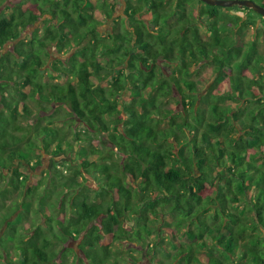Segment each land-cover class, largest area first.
I'll return each mask as SVG.
<instances>
[{
    "label": "trees",
    "instance_id": "1",
    "mask_svg": "<svg viewBox=\"0 0 264 264\" xmlns=\"http://www.w3.org/2000/svg\"><path fill=\"white\" fill-rule=\"evenodd\" d=\"M166 1L124 0L120 28L107 37L97 33L115 12L107 0H27L0 14V51L38 21L31 50L0 55V170L14 171L15 160L39 166L40 153L67 155L76 146L66 174L53 164L45 186L37 176L24 190L37 222L23 233L16 223L10 241L7 230L0 236L15 255L9 264H60L76 240L79 264H119L113 242L123 240L149 260L156 249L150 264H264V33L249 29L260 15L242 8L247 19L219 16L239 8L198 0H175L168 11ZM196 2L191 19L186 7ZM198 18L218 32L216 42L180 29ZM52 43L68 58L49 61ZM199 64L211 65L218 93L192 72ZM44 67L50 76L42 81ZM185 92L198 98L178 110ZM61 111L63 128L53 124ZM230 119L241 120L238 131ZM77 125L83 130L71 142ZM30 207L13 208L7 228Z\"/></svg>",
    "mask_w": 264,
    "mask_h": 264
},
{
    "label": "rangeland",
    "instance_id": "2",
    "mask_svg": "<svg viewBox=\"0 0 264 264\" xmlns=\"http://www.w3.org/2000/svg\"><path fill=\"white\" fill-rule=\"evenodd\" d=\"M26 1L27 0H3L2 2H0V14L4 13L6 16L10 15V10L7 9V7L10 5V3H14V2H21L22 3V7L24 8V6L26 5ZM92 2H94V0H91ZM110 4H114L115 6V12L112 14V16L110 18H104L103 19V24L100 25L97 28V33L100 36H109L113 33V29L115 28H120L119 25H117L121 19L124 17V0H107ZM174 1L175 0H168L166 1L165 4V9H167L168 11L171 10L172 7H174ZM254 1V0H253ZM256 4L261 5L259 2L254 1ZM201 3L200 2H196L194 4L193 7H186V13L188 16L191 17L195 16V12L201 7ZM149 9L150 7L147 6ZM240 9V8H239ZM232 10V11H226V10H220L219 11V16L220 15H238L241 16L243 19H247L248 17V11L242 10V8L240 10ZM242 10V11H241ZM147 12V10H146ZM144 13V12H143ZM150 16V14H149ZM97 18H100V16L97 15ZM121 18V19H120ZM144 20H146L145 18H143ZM43 20V19H41ZM199 20V18H198ZM196 20V22L192 25L189 26L190 23L184 22L180 29L182 28H186L189 33H190V37L193 40L196 39H200L203 42H207V41H211V42H216V39L218 37V32H209L207 31V28L204 27L203 22H201L200 20L198 21ZM203 20V18L201 19ZM252 20L254 21V25H250L249 29H260L262 31V34L264 33V21L262 19V17L260 16V18H257L256 16H252ZM214 22L212 21L209 24H213ZM175 24V23H174ZM177 25V24H176ZM38 26V21L32 25L31 27H29L27 30L21 31L18 35V37L15 40H12L11 42H8L7 44L3 45L1 47V51H0V55L8 52V51H13V49L15 48H23L25 50H31V44H30V33L31 31ZM209 32V33H208ZM264 36V35H263ZM260 49L259 51L262 52L263 50V46L259 45ZM48 50L50 52V57H49V61H53L55 58L58 59H67L69 56V53L65 50L63 51H59L57 50V47L54 43H52L51 45H49ZM216 64H218L217 61H215ZM30 65L35 66V61H31ZM48 66V65H47ZM46 66V67H47ZM211 65L209 66H205L202 67L201 64L192 67V72L197 71L200 78L202 80H205L206 84L208 85H213L214 87V91L213 93H218L220 90L219 87L216 86L215 82L213 81V75L211 73ZM44 67L43 68V74H42V81H45L49 78V72L47 70V68ZM165 73H168V71L165 69ZM169 76V75H168ZM199 87H201V85H199ZM30 93V92H29ZM200 97V96H199ZM196 98H198L197 94H190L188 92H185L182 95H178V110H182V106L181 103H184L186 106H192L195 105L196 102ZM30 100V99H29ZM29 106L31 108H33L32 110H35L34 108V103L30 102ZM234 108H236V105L233 103ZM45 108L48 109V106L45 105ZM50 112L49 110H47V112L44 113H48ZM56 123H53L55 126L59 127V128H63L65 126L64 121L68 120V116L66 115L65 112L61 111L59 114H57L56 116ZM178 119L180 120V116L178 117ZM189 120L192 122L194 121V117L189 118ZM239 121H235L230 119V123L233 127L234 130L238 131V129L240 128V122ZM42 124H45L44 121H42ZM20 125H23V123H20ZM72 129H74V131H70L69 132V136H70V140L71 142H73V138L71 139V135L73 134V132L76 131H82L83 128L79 125L73 127ZM73 136V135H72ZM93 145L97 148L98 145L97 143H93ZM76 151V146L71 149V151L68 152V154H59L56 156H49L46 155L44 153H40V157H41V164L39 166H36L35 160H32L30 163H25L24 161H19V160H15L13 162V169L14 171L12 172H3L2 170H0V236L7 230V234L4 237H7V241L12 240L11 237L9 235H13L15 234L16 230L18 233H20L21 228H23V230L21 231L22 233L25 232L24 230L30 227L31 221L34 219L35 217V212H34V200L31 198H28L24 195V190L26 189V187L32 186L34 184H36L38 178L40 176V179L42 180V185L45 186V181L46 183L48 182V180H45V176L47 171H51L53 164L56 165V167L58 169H60L63 174H66L65 170L67 169V167L65 165H67L68 162H71L72 160H74V152ZM39 153V152H38ZM38 153L36 152H30L31 156H33L34 159H36V156L38 155ZM62 162V164H61ZM76 164V162L74 163ZM36 176V178H34ZM22 179L26 180V184L25 187H20L19 190H13L11 188V183H20L22 181ZM86 184L90 189H96L98 188L97 184L95 183L94 179H91L88 175H86ZM45 180V181H44ZM41 189H39L40 191ZM21 201L24 202H29L31 201V207H30V211L29 214L27 215L26 218H22L21 220H16V215L14 214L11 218H9L8 222H10L9 227L7 228L6 226V221H4V218L6 217V215L10 214L13 210V208H15L17 205L20 204ZM51 201H54V198H51ZM12 208V209H10ZM21 211L18 210L17 213H20ZM37 221H34L31 223V226ZM16 223H18V225H21V228L19 226H16V230L15 227L12 228V226H15ZM29 226V227H28ZM19 228V229H18ZM9 236V237H8ZM165 238V236H163ZM10 238V239H9ZM155 237L151 236L149 237V242L152 243L154 241ZM3 240V239H2ZM3 241H6L3 240ZM147 241V242H148ZM108 238L105 237L102 239L101 243L102 244H107ZM78 243V240L76 241H71L70 243L67 244V246H69L70 248L73 249L74 252L77 253V255L79 256L80 254L77 251L76 245ZM165 243V242H164ZM10 244V245H9ZM114 246L118 248V250L120 251L121 254H123L124 256V261H119V264H150L151 262L155 263V256H156V249L153 251V253L149 256L150 260L145 256L143 257V255H141L140 253L137 252L136 249H138L139 247H135L134 242L132 241H127V240H123V241H119V242H113ZM154 244V242H153ZM159 244H163L159 241ZM155 246L153 245V248ZM4 249H7V253H4ZM11 243H7V244H2L0 243V264H9L10 260L15 258V255L13 252H11ZM73 253H68L64 258L60 259V264H79L76 261V256ZM5 254V255H4ZM4 256L3 259L1 258V256ZM87 264V263H85Z\"/></svg>",
    "mask_w": 264,
    "mask_h": 264
},
{
    "label": "water",
    "instance_id": "3",
    "mask_svg": "<svg viewBox=\"0 0 264 264\" xmlns=\"http://www.w3.org/2000/svg\"><path fill=\"white\" fill-rule=\"evenodd\" d=\"M208 6H217L222 8H246L260 15L264 21V7L256 4L253 0H198Z\"/></svg>",
    "mask_w": 264,
    "mask_h": 264
}]
</instances>
